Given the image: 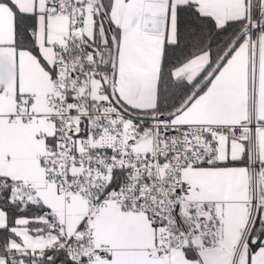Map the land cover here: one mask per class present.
I'll return each instance as SVG.
<instances>
[{
	"label": "snow or ice",
	"instance_id": "snow-or-ice-1",
	"mask_svg": "<svg viewBox=\"0 0 264 264\" xmlns=\"http://www.w3.org/2000/svg\"><path fill=\"white\" fill-rule=\"evenodd\" d=\"M0 264H264V0H0Z\"/></svg>",
	"mask_w": 264,
	"mask_h": 264
}]
</instances>
